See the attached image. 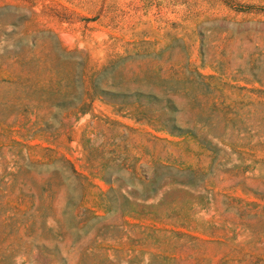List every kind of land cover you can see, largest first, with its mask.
<instances>
[{"label": "rangeland", "instance_id": "1", "mask_svg": "<svg viewBox=\"0 0 264 264\" xmlns=\"http://www.w3.org/2000/svg\"><path fill=\"white\" fill-rule=\"evenodd\" d=\"M0 264H264V0H0Z\"/></svg>", "mask_w": 264, "mask_h": 264}]
</instances>
